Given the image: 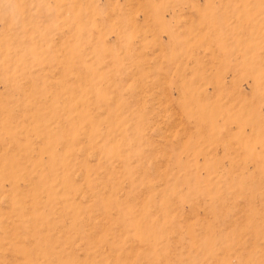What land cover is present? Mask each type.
<instances>
[{"label":"rangeland","instance_id":"rangeland-1","mask_svg":"<svg viewBox=\"0 0 264 264\" xmlns=\"http://www.w3.org/2000/svg\"><path fill=\"white\" fill-rule=\"evenodd\" d=\"M0 264H264V0H0Z\"/></svg>","mask_w":264,"mask_h":264}]
</instances>
